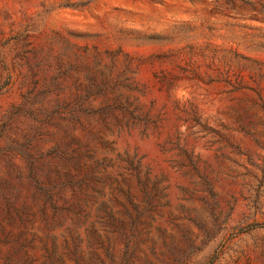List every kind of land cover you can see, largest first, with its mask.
Returning a JSON list of instances; mask_svg holds the SVG:
<instances>
[{
  "label": "rangeland",
  "instance_id": "374dc122",
  "mask_svg": "<svg viewBox=\"0 0 264 264\" xmlns=\"http://www.w3.org/2000/svg\"><path fill=\"white\" fill-rule=\"evenodd\" d=\"M67 143L112 176L46 229ZM0 264H264V0H0Z\"/></svg>",
  "mask_w": 264,
  "mask_h": 264
},
{
  "label": "trees",
  "instance_id": "16d2710c",
  "mask_svg": "<svg viewBox=\"0 0 264 264\" xmlns=\"http://www.w3.org/2000/svg\"><path fill=\"white\" fill-rule=\"evenodd\" d=\"M127 163H129L128 160ZM111 176L112 172L109 171L106 158L98 159L94 148L88 143L79 144L78 147H72L71 143H67L63 148L56 146L51 149L50 177L47 182L41 181L33 172L29 177L38 193L45 197L44 203L39 207V213L45 228H49V225L45 224L47 209L50 210L52 215L58 211H64L73 195L84 193L87 190L96 191ZM7 202L14 209V203L9 199H7ZM30 210V207L25 205H22L20 209H15L17 214L20 213L18 219L24 229L20 233L18 241H16L15 249L19 253H25L30 249L37 238L34 232L31 233L30 239L25 237L27 228H31L32 224V220L28 217H34ZM41 249L46 253H50V247L48 248L45 242L41 243Z\"/></svg>",
  "mask_w": 264,
  "mask_h": 264
}]
</instances>
